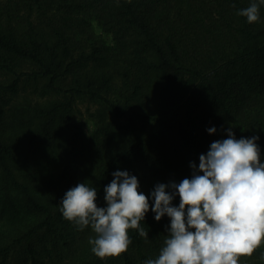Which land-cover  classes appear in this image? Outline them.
Masks as SVG:
<instances>
[{"label":"trees","instance_id":"16d2710c","mask_svg":"<svg viewBox=\"0 0 264 264\" xmlns=\"http://www.w3.org/2000/svg\"><path fill=\"white\" fill-rule=\"evenodd\" d=\"M253 2L0 0V264H144L167 216L150 207L147 236L130 228L127 251L100 258L91 225L63 217L64 193L86 183L103 207L127 170L147 196L189 177L228 128L257 135L264 160V4L253 23L239 14ZM239 264H264V238Z\"/></svg>","mask_w":264,"mask_h":264},{"label":"clouds","instance_id":"9594fccd","mask_svg":"<svg viewBox=\"0 0 264 264\" xmlns=\"http://www.w3.org/2000/svg\"><path fill=\"white\" fill-rule=\"evenodd\" d=\"M259 4L264 0L239 14L253 23ZM216 130L207 128L209 134ZM226 132L227 138L214 140L199 155L198 165L190 163L189 177L157 183L147 196L127 170L112 173L103 207L95 202L96 188L77 183L59 203L63 217L81 228L91 225L97 234L89 240L94 255L115 257L131 243L128 229L147 236L139 223L151 207L156 221L169 218V235L159 256L144 264H239V257L251 255L264 238V160L257 135L237 139L231 128Z\"/></svg>","mask_w":264,"mask_h":264},{"label":"rangeland","instance_id":"374dc122","mask_svg":"<svg viewBox=\"0 0 264 264\" xmlns=\"http://www.w3.org/2000/svg\"><path fill=\"white\" fill-rule=\"evenodd\" d=\"M94 27V31L97 35H100L108 44L110 43V37L103 34L99 28H97V26L94 24L93 25ZM78 114L76 115L77 116V119L81 120V121H86L87 122V116H86V110L87 109H91V106L86 104V103H80L78 105ZM93 130V126H92V123L88 122L87 123V127H86V132L89 134L91 131Z\"/></svg>","mask_w":264,"mask_h":264}]
</instances>
